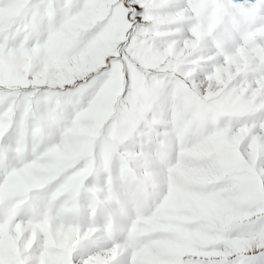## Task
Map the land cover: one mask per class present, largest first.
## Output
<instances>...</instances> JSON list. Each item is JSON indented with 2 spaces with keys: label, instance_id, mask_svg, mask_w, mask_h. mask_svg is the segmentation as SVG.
Masks as SVG:
<instances>
[{
  "label": "bare ground",
  "instance_id": "bare-ground-1",
  "mask_svg": "<svg viewBox=\"0 0 264 264\" xmlns=\"http://www.w3.org/2000/svg\"><path fill=\"white\" fill-rule=\"evenodd\" d=\"M54 1L0 0V24L21 21L12 31L0 29V40L11 46L5 48L0 44V73L3 74L0 84L16 87L19 85L17 79L30 67L39 72L43 83L63 85L62 75L70 79L81 77L82 67L117 55L124 34L119 31L116 39L111 29L117 23L121 30L125 28L122 17H127V10L122 4L112 8L116 0H93L87 6V0H77L67 7V0ZM145 2L157 9L167 6L164 12H154L152 18L168 33L165 38L175 42L171 47L176 55L168 54L153 60L152 64L156 66L146 68L136 59L141 53L137 51H143L145 47L137 44L130 49L129 45L127 51L131 59L125 56L123 60H112L107 72H101V69L89 72L98 73V76L80 95L65 98L59 115L54 113L48 98L35 102V117L41 125L37 127L38 135L46 134L41 147L27 138L23 141L16 138L18 133L13 134V131L19 130L18 118L11 119L8 133L0 135V144L8 140L12 143V146L0 147V264H129V250L111 245L109 248L102 239L107 234L96 232L95 223L83 215L75 216L73 209L78 203L106 204L116 221H122L120 227L126 229L134 219L133 212L118 210L111 197L116 193L125 199L127 188L138 184L149 192L146 195L151 204L163 202L164 209L160 213L167 217L163 221L142 224L143 232L154 234L142 240L143 254L135 255L132 264L171 260L186 246L181 231L183 223L176 218V201L184 192L182 180L191 179L190 173L197 161L216 149L215 136L221 127L246 110L240 94L264 79L257 66L258 61H264V50L260 47L264 36L241 51L237 45L236 50L244 53L245 61L227 65L220 58L222 53L212 54L211 44L201 49L198 42L199 45L188 38L190 32L183 34L188 13H182V8L189 7L188 3L181 0ZM53 3L57 14L51 24L46 8L51 9ZM197 3L200 10L196 8L198 11L194 12H200L205 18L209 9H204L202 0ZM242 3L245 5L246 2ZM87 8L89 11L84 13ZM124 9L126 12L122 14ZM77 13L84 14L77 17ZM82 18L85 26L76 34L79 40L72 43L75 26ZM94 20L98 21L94 29L86 30L88 22ZM64 28L65 31L56 36L55 33ZM154 28L144 29L136 35L150 40L151 46L156 45ZM31 34L43 36L37 38ZM173 35L175 38H170ZM45 38L50 40V43L46 40V45L47 42L50 45L44 44ZM206 39L201 42L206 43ZM224 41L220 44L224 45ZM19 48L25 51H19ZM186 48L192 51L186 53ZM148 60L143 63L149 64ZM130 62L139 69L138 72H134L136 68ZM202 69H211L206 80L198 75ZM178 76L188 78V82ZM97 81H102L98 87L95 86ZM217 84L224 87L213 90ZM22 103L16 101L21 113L24 112ZM6 109L0 101V116ZM3 124L0 117V131ZM26 140L29 144L24 146ZM40 140L37 137L35 142ZM78 141L82 142L77 149L74 145ZM52 196L56 203L49 206L47 200ZM31 205L36 209L35 213ZM100 209L93 219H99ZM90 211L91 208L86 213ZM145 252L151 255L146 257Z\"/></svg>",
  "mask_w": 264,
  "mask_h": 264
},
{
  "label": "snow or ice",
  "instance_id": "snow-or-ice-1",
  "mask_svg": "<svg viewBox=\"0 0 264 264\" xmlns=\"http://www.w3.org/2000/svg\"><path fill=\"white\" fill-rule=\"evenodd\" d=\"M121 4L127 10L129 28L118 45V55L107 57L101 72H107L114 59H131L127 49L133 37L152 28L157 23L152 14L164 12L167 7L157 9L145 0H116L111 7ZM20 23H3L0 29L12 31ZM0 44L11 47L2 40ZM191 51L185 49L186 53ZM209 71L202 69L198 75L206 80ZM97 76L98 73H91L70 84L53 85L41 83L42 76L36 69L28 70L22 84H0V101L15 111L16 101L23 100L28 118L36 120L40 128L34 112L37 100L48 98L54 113L59 115L64 99L80 95ZM178 78L188 82L186 77ZM223 87L217 84L213 90ZM240 97L246 110L221 127L215 136L216 149L197 161L191 179L182 180L184 192L176 201V218L183 223L186 246L177 251L174 259L155 264H264V80L254 83ZM81 142L74 146L78 149Z\"/></svg>",
  "mask_w": 264,
  "mask_h": 264
},
{
  "label": "rangeland",
  "instance_id": "rangeland-1",
  "mask_svg": "<svg viewBox=\"0 0 264 264\" xmlns=\"http://www.w3.org/2000/svg\"><path fill=\"white\" fill-rule=\"evenodd\" d=\"M54 1V0H53ZM73 1H77V0H70V1H68L67 0V2L65 3V5L67 6V7H69L70 6V3L71 2H73ZM90 1H93V0H87V2H86V5H87V3H89ZM181 1H183L184 2V4L186 3H188L190 6L188 7V6H185V8L183 7L182 9H184V11L182 12V13H188V19H187V17H185V19H184V24H183V26H184V33L183 34H187L188 32H190V33H188L187 35L189 36L188 38H192V37H194V39L192 38V40L193 41H196V43L201 47V49L202 48H207V47H209V45L211 44V49L213 50V55H216V54H221L222 53V55L223 56H220V58H222L221 60L222 61H224L227 65H231L232 64V62L234 63V64H242L244 61H245V56H244V53H240V52H238L237 50H236V47H237V45H239V43H240V40H239V38H237V37H231V35H229V34H227L226 33V30H223V29H225V24L220 20V18H216L217 20H215V18H213V17H217V14L214 12V11H212L211 9H209V12H207L206 13V17L204 18V17H201V15L198 13L197 14V12L195 13L194 12V10L195 11H198L197 9H199L200 10V7L197 5L198 3L197 2H199V1H201V0H192V1H189V0H181ZM222 1V4H224V6H226L227 7V2L225 1V0H221ZM234 1V0H233ZM236 1H238L237 3H239L240 5H242L243 6V8L245 7V8H251V7H254L253 9H259V13H260V15L263 17V19H264V0H259V1H253V0H236ZM193 3V5H194V7H193V5H192V3ZM197 4H196V3ZM242 2H246L245 3V5H244V3H242ZM54 3H55V1H54ZM54 3L51 5L52 7H51V9H47L46 8V16H47V18H48V22H50L51 24H54V19H55V16H56V14H57V9H56V6L54 5ZM187 4V5H188ZM227 4V5H226ZM101 5H103V4H101ZM197 5V6H196ZM88 6V5H87ZM193 8H192V7ZM196 6V7H195ZM229 6V5H228ZM187 7V8H186ZM188 8H192V9H188ZM197 8V9H196ZM72 9V8H71ZM181 9V10H182ZM187 10H189V11H187ZM193 10V11H192ZM87 11H89V8H87V10L84 12V13H87ZM191 11V12H190ZM125 12H126V10L124 9L121 13L122 14H125ZM192 12L194 13V15H192ZM21 13H22V10H21ZM84 13H82V14H79L78 15V13H77V17H82L83 16V14ZM190 14V15H189ZM195 14H197V15H199V16H197V15H195ZM213 14V15H212ZM192 15V16H191ZM207 15H210V16H208L207 17ZM212 15V16H211ZM118 18H119V16H117ZM190 17V18H189ZM192 17V18H191ZM196 17H197V19H196ZM201 19H200V18ZM224 17H225V20H226V22H231L232 21V18L231 17H229L228 15H224ZM123 18V20H124V23H125V28L123 29V30H121L120 29V23H117L115 26H114V28H112L111 29V31H112V36L114 37V38H118L117 37V35H119L120 33H119V31H121V33H123L124 34V39H125V33H127V31H128V28H129V24H128V20H126L127 18L126 17H122ZM200 19V21L204 24L205 22V25H203L201 22H199V19ZM207 18V19H206ZM208 19H210V22H209V20ZM126 20V21H125ZM191 20V21H190ZM195 20V21H194ZM206 20V21H205ZM218 20H220L219 22H218ZM186 21V22H185ZM187 21H188V23H187ZM194 21V23H192ZM198 21V22H197ZM189 22H191V23H189ZM207 22H208V24H207ZM211 22H213V24H211ZM98 23V21L97 20H94V21H89L88 22V24L86 25V30L87 29H94V27H95V25ZM198 23H201V24H198ZM209 23H210V25H209ZM219 23V24H218ZM207 24V25H206ZM218 24V25H217ZM192 25H193V27H192ZM208 25H209V27H208ZM215 25V26H214ZM85 26V21H84V19L82 18L81 20H79V22H78V25L77 26H75V33H74V36H73V39L71 40V42L72 43H76L78 40H79V36H77L76 34L83 28ZM159 26V27H158ZM211 26H213L212 28H211ZM245 26V25H244ZM257 26H258V30H259V39L257 40V41H260V39L261 38H263V36H264V20H262L261 22H259L258 24H257ZM154 27H156V28H154L155 29V32H156V38H155V40L157 41H155L156 43H158V44H156V45H153V46H151V41L150 40H146V38L144 37V36H141V35H136V36H134L133 37V39L134 40H137V41H135L134 42V40L132 39V41L135 43H131V47H130V49H132V48H135L136 46H137V44H140V46L141 47H145V50L143 49V51L141 50H139V51H137V53H140V55L138 54V55H136V59L139 61V63L140 62H142V63H140L143 67H146V68H154L155 66H156V64L155 63H153L152 64V62H153V60H154V62H155V60L157 61V59L159 58V59H162L163 58V56H166V55H168V54H175L176 55V53L174 52V51H172V47L171 46H173L174 44H175V42L174 41H169V40H167L166 38H165V36H167L168 37V33L167 32H165L166 30H164V29H160V27H162L160 24H158V22L154 25ZM195 27V28H194ZM207 27V28H206ZM159 30H161V32L160 31H157L158 29ZM215 28V29H214ZM117 29V30H116ZM125 29H127V30H125ZM198 29V30H197ZM202 29V30H201ZM214 31H213V30ZM219 29H221V30H219ZM164 30V31H163ZM209 30H212V32H210ZM62 31H65V28L62 30V29H59V31L57 32V33H55L56 34V36H59L60 34H61V32ZM203 33H202V32ZM222 32V33H220V32ZM22 32H24V29H23V31ZM261 32H262V34H261ZM115 33V34H114ZM157 33H159V34H157ZM209 37V40H208V37L205 35V34ZM220 33V34H219ZM239 33H243L242 31H240ZM162 34H164V35H162ZM204 35V37H203V35ZM208 34H212V35H208ZM221 34H226L225 36L224 35H222L221 36ZM16 33H14V36L16 37ZM31 35H34V36H36L37 38L40 36V37H42L43 35H39V36H37V35H35V34H31ZM157 35H158V37H157ZM163 37H162V36ZM199 35V36H198ZM13 36V37H14ZM116 36V37H115ZM161 36V37H160ZM198 36V37H197ZM14 37V38H15ZM142 37V38H141ZM196 37V38H195ZM203 37V38H202ZM207 39H206V38ZM215 37V38H214ZM221 37L223 38V39H221ZM229 39H228V38ZM13 38V39H14ZM48 38V37H47ZM47 38H45V40L43 41L44 42V44L46 45V40L48 41L49 39H47ZM72 38V37H71ZM138 38V39H137ZM140 38V39H139ZM162 38H163V40H162ZM200 39V40H198V39ZM203 40H205L206 39V43L204 42V41H202L201 42V40L202 39ZM205 38V39H204ZM210 38H212V39H210ZM116 39H112V41H115ZM143 39V40H142ZM145 39V40H144ZM198 41H197V40ZM219 39V40H218ZM226 39V40H225ZM158 40H160V41H158ZM222 40L224 41H228L227 43L224 41V45L223 44H220V43H223L222 42ZM231 40V42H229ZM143 41V42H142ZM145 41H147V42H145ZM164 42V43H162V42ZM208 41H210V42H208ZM221 41V42H220ZM26 42H30V41H26ZM25 42V43H26ZM49 43H50V40L48 41ZM48 42H47V45L46 46H48V45H50V44H48ZM142 42V43H141ZM160 42V43H159ZM167 42V43H166ZM170 42V43H169ZM201 42V43H200ZM144 43V44H143ZM150 44V46L148 47L147 46V44ZM162 43V44H161ZM172 43V44H171ZM229 43V44H228ZM232 43V44H231ZM256 42H254V43H252V45H254ZM133 44V45H132ZM141 44H143V45H145V46H142ZM208 44V45H207ZM235 44V45H234ZM159 45V46H158ZM202 45V46H201ZM213 45V46H212ZM222 45H223V48H222ZM264 39H262V43H261V45H260V47H261V49L262 50H264ZM134 46V47H133ZM155 46L157 47V49L155 48ZM164 46V47H163ZM167 46V47H166ZM169 46V47H168ZM151 47H153V48H151ZM155 48V49H154ZM158 48L160 49V50H158ZM165 48V49H164ZM154 49V50H153ZM161 49H162V52L163 53H161ZM168 49V50H167ZM147 50V52L149 53H147V52H145ZM215 50V51H214ZM152 51V52H151ZM172 53H171V52ZM219 51V52H218ZM147 53V54H145V56L142 54V53ZM154 52H155V54H154ZM159 52H160V54H159ZM167 52V53H166ZM234 52V53H233ZM264 52V51H263ZM117 53V55H118V52H116ZM181 53V52H180ZM163 54H165V55H163ZM229 54V55H228ZM231 54V55H230ZM143 55V57H140V56H142ZM148 55V56H147ZM153 55V56H152ZM155 55H156V57H155ZM159 55V56H158ZM149 56H150V58H149ZM162 56V57H161ZM146 59H145V58ZM153 59H152V58ZM139 58V59H138ZM142 61H141V60ZM144 59H145V61H144ZM149 59V60H148ZM198 60H199V58H197ZM147 60L149 61V64L148 63H146V65H145V63H143V61L144 62H147ZM121 61V60H120ZM229 61V62H228ZM94 63V62H93ZM97 63V64H96ZM95 64H93L92 65V63H90L89 65H88V67H82V71H83V73L80 75L81 77H84V76H86L87 74H89V72H97V71H100V69H102L103 67H105V64H106V60L104 61V62H96ZM130 64H132L133 65V68L135 69H133L134 70V72H138V70L139 69H137V67L136 66H134V64H133V62H130ZM151 65V66H150ZM159 65H161V63L159 64ZM263 65H264V63H263ZM264 67V66H263ZM28 70H32V68H30V67H28L27 68V70L26 71H28ZM26 71H24V73H23V75L21 76V78L19 77L18 79H17V81H19V84H22L23 82H24V80H23V76H24V74H25V72ZM260 72H262L263 74H264V72L261 70ZM3 76V74H1L0 73V76ZM8 76V75H7ZM68 77L66 76V75H62V79H63V82L65 83V84H70V83H72V82H74V80L75 79H77V78H79V76H74V78L72 77L71 79L70 78H68ZM262 80H264L263 78H262ZM41 83H43V80H41L40 81ZM20 102L21 101V103H22V101L23 100H17V102ZM22 105H23V110H24V112L23 113H21V111H20V109H19V107L16 105V110L15 111H12L11 110V108H7L4 112H2V114H1V116L0 117H2L3 118V122H4V124H3V126L1 127V131H0V135H5L6 133H8V131L10 130V125H11V122H10V120L11 119H13V118H18V120L20 121V126H19V130H20V128L22 127V126H29L30 127V129H31V131H32V134L31 135H29L27 132H25V133H23V137L22 138H27V139H29V140H31L32 142H34L35 143V145H37V146H39V147H41V145H43L44 144V140H43V136H46V134L45 133H41V135H38L39 134V132H38V130H37V126H36V124H35V121L34 120H30L29 118H27V120H29V121H27L26 120V115L28 114V112H27V108H26V106H25V104H24V102L22 103ZM34 112H35V109H34ZM37 114L35 113V116H36ZM34 125V126H33ZM42 131H44V130H42ZM7 137V136H6ZM9 137V136H8ZM7 137V138H8ZM37 137L39 138L40 137V141L39 142H35V140L37 139ZM6 143L7 142H5L4 144L2 143V145H6ZM10 146H12V143L10 144ZM60 153H61V151H60Z\"/></svg>",
  "mask_w": 264,
  "mask_h": 264
}]
</instances>
